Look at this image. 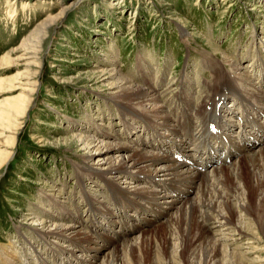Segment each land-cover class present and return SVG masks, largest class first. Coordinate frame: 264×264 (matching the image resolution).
I'll list each match as a JSON object with an SVG mask.
<instances>
[{"label":"bare ground","instance_id":"bare-ground-1","mask_svg":"<svg viewBox=\"0 0 264 264\" xmlns=\"http://www.w3.org/2000/svg\"><path fill=\"white\" fill-rule=\"evenodd\" d=\"M67 11L61 7L1 57L8 67L25 60L27 73L9 80L25 88L0 110V136L11 134L27 115L39 50ZM113 54L109 51L110 61L90 73L113 89L104 99L118 108L126 137L80 125L70 129L76 144L88 149L75 155L83 162L75 165L76 182L88 214L79 215L78 204L71 209L66 201L49 198L52 211L60 212L54 216L44 209L56 224L43 221L38 234L55 255L53 264L61 255L70 264H89L94 253L96 264H252L261 259L256 254L264 250V58L259 56L260 78L254 79L241 61H220L211 54L202 61L209 78L199 87L193 78H181L180 90L166 100L168 76H156L148 63L139 62L144 78L133 82ZM5 82L12 84L3 80L0 90ZM160 82L164 88L157 87ZM10 138L7 146L17 140ZM0 147L1 169L11 152ZM92 185L94 194L88 192Z\"/></svg>","mask_w":264,"mask_h":264},{"label":"rangeland","instance_id":"rangeland-1","mask_svg":"<svg viewBox=\"0 0 264 264\" xmlns=\"http://www.w3.org/2000/svg\"><path fill=\"white\" fill-rule=\"evenodd\" d=\"M61 7H68L66 15L39 50L33 103L21 125L0 136V145L11 152L0 169V264H53L55 255L38 234L43 221L56 224L44 211L51 209L49 198L66 201L71 209L78 204L79 215L88 214L75 170L76 163H83L75 155L88 149L77 145L69 131L80 125L126 137L118 108L106 100L113 89L90 73L93 66L110 61L109 51L133 82L144 78L139 62L148 63L156 76H168L166 100H173L180 90L181 78H193L198 87L203 84L211 71L202 61L212 55L220 61H241L254 79L260 78L255 66L259 56L264 58V0H0V59ZM26 63L19 59L8 67L0 61V82L25 75ZM12 84L16 87L7 88ZM12 84L5 82L0 90V110L23 96L25 87L19 81ZM157 87L165 86L160 82ZM10 137L17 139L14 146L6 144ZM102 165L108 167L106 162ZM94 254L89 264H96ZM253 255L263 259L252 264H264V250ZM60 257L58 264L68 263L67 255Z\"/></svg>","mask_w":264,"mask_h":264}]
</instances>
